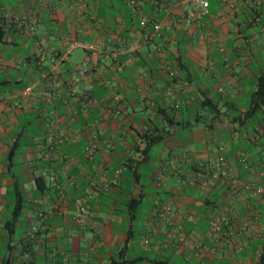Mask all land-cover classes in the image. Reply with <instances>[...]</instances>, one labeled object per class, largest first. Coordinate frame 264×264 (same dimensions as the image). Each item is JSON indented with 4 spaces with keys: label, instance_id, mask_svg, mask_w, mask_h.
Segmentation results:
<instances>
[{
    "label": "crops",
    "instance_id": "1",
    "mask_svg": "<svg viewBox=\"0 0 264 264\" xmlns=\"http://www.w3.org/2000/svg\"><path fill=\"white\" fill-rule=\"evenodd\" d=\"M206 1L0 0V264H264V0Z\"/></svg>",
    "mask_w": 264,
    "mask_h": 264
},
{
    "label": "built area",
    "instance_id": "2",
    "mask_svg": "<svg viewBox=\"0 0 264 264\" xmlns=\"http://www.w3.org/2000/svg\"><path fill=\"white\" fill-rule=\"evenodd\" d=\"M133 2V1H131ZM189 3V16L191 17V19H200L202 17H204L207 14V1L206 0H188ZM22 23L21 20H18V25H20ZM144 20L141 21V24L144 25ZM146 38V36H145ZM76 46L82 47L86 50L85 56L82 60L76 62L73 67H72V74L69 78V83H68V87H67V93L69 94H75L78 93L79 91V86L82 84V82L84 81V79L87 77L88 75V71L89 68L95 67L96 62H97V53L94 52L91 48V45L88 44L87 42L84 41H73L70 42L67 46V50L72 49ZM131 48V47H129ZM154 50H157V46L153 47ZM124 48L122 46H120L119 48H117L115 51H113V55L112 57V62L114 64V69L116 72H119L122 68V61H120L117 57L118 53L123 52ZM35 55L37 56L38 60L42 59V56L40 54V49H37L35 52ZM161 68L162 70L165 71V73L167 74V76L173 78L175 76V70L172 66H170L167 62H163L161 64ZM41 78H45V73L41 72L40 74ZM88 90L91 88L90 84L87 86ZM30 93V87L27 86L25 88H23L22 90L18 91L16 93V95L21 96V97H27ZM0 102H2V100L0 99ZM178 106L177 103L173 104V108H176ZM115 114H118V110L115 109L114 110ZM219 149V153L217 154V156L215 157V165L214 168L212 169V175L220 178V179H224V180H232V172H231V168L227 162V160L225 159V156L223 154L224 151V146L223 145H219L218 146ZM237 159L246 167L249 166V161H246V157L244 156V154L239 153L237 156ZM249 162V163H248ZM255 172L258 176H264V167L262 165L261 162H257L255 165ZM252 192L253 194L258 197L259 199H263L264 198V184L261 183H255L252 185ZM218 223L216 220H212L210 222L209 225V230L212 233H217L218 231ZM34 226L30 227V233L29 235L32 236L33 232H34Z\"/></svg>",
    "mask_w": 264,
    "mask_h": 264
},
{
    "label": "trees",
    "instance_id": "3",
    "mask_svg": "<svg viewBox=\"0 0 264 264\" xmlns=\"http://www.w3.org/2000/svg\"><path fill=\"white\" fill-rule=\"evenodd\" d=\"M182 66V64L180 65ZM263 92H264V80L262 79V76H259L258 77V81L256 83V88L253 92V100H254V103H263L264 104V97H263ZM21 203H20V198L18 196H16L15 198V201L10 209V215H9V219H8V223L10 225H12L16 218H17V215L19 214L20 212V209H21ZM111 264H118V263H111Z\"/></svg>",
    "mask_w": 264,
    "mask_h": 264
}]
</instances>
